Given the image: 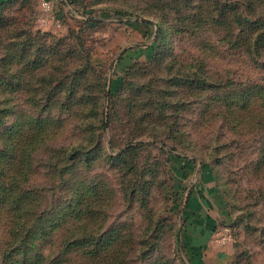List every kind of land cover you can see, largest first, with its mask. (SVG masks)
Returning a JSON list of instances; mask_svg holds the SVG:
<instances>
[{
    "label": "rangeland",
    "instance_id": "obj_1",
    "mask_svg": "<svg viewBox=\"0 0 264 264\" xmlns=\"http://www.w3.org/2000/svg\"><path fill=\"white\" fill-rule=\"evenodd\" d=\"M51 2L0 6V264H264V0Z\"/></svg>",
    "mask_w": 264,
    "mask_h": 264
},
{
    "label": "built area",
    "instance_id": "obj_2",
    "mask_svg": "<svg viewBox=\"0 0 264 264\" xmlns=\"http://www.w3.org/2000/svg\"><path fill=\"white\" fill-rule=\"evenodd\" d=\"M41 10L43 13V16L41 17L39 21L41 25H46L47 22L52 19L54 23L57 24L58 28H60L61 26L60 21H59L60 19H57L58 17L56 18V15H55L56 13L54 11L51 0H41Z\"/></svg>",
    "mask_w": 264,
    "mask_h": 264
},
{
    "label": "trees",
    "instance_id": "obj_3",
    "mask_svg": "<svg viewBox=\"0 0 264 264\" xmlns=\"http://www.w3.org/2000/svg\"><path fill=\"white\" fill-rule=\"evenodd\" d=\"M10 1H12V0H0V6L1 5H4V4H6V3H9ZM78 2V1H77ZM260 23V22H259ZM258 23V24H259ZM261 25H264V24H261ZM262 31H263V33H262ZM264 27L263 28H259V35H260V39H261V41H259L258 43H256L255 45H254V48H253V53L256 55V57H258V56H260V54H261V49H263V47H264ZM5 190V192H8L7 191V189H4ZM76 198H78V197H76ZM79 201V200H78ZM79 202H81V201H79ZM108 242H110L111 240L109 239V240H107ZM79 241H76L75 240V242H74V244L73 245H75V246H77L78 247V245L80 244V242L78 243ZM103 245H101V242H95V249L96 248H98V249H100V247H102Z\"/></svg>",
    "mask_w": 264,
    "mask_h": 264
}]
</instances>
